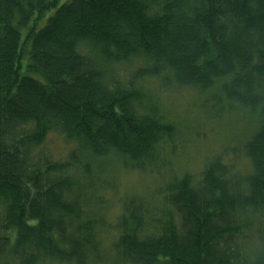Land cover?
<instances>
[{
  "label": "trees",
  "instance_id": "16d2710c",
  "mask_svg": "<svg viewBox=\"0 0 264 264\" xmlns=\"http://www.w3.org/2000/svg\"><path fill=\"white\" fill-rule=\"evenodd\" d=\"M59 3L0 0V264H264V0ZM147 81L247 112L248 169L224 154L117 206L116 175H162L185 133Z\"/></svg>",
  "mask_w": 264,
  "mask_h": 264
},
{
  "label": "rangeland",
  "instance_id": "374dc122",
  "mask_svg": "<svg viewBox=\"0 0 264 264\" xmlns=\"http://www.w3.org/2000/svg\"><path fill=\"white\" fill-rule=\"evenodd\" d=\"M70 1L72 0H60L59 5L62 6ZM54 12L51 11L46 15V18L39 23L38 29L45 26L47 19ZM24 36L25 33L23 38ZM130 70L125 68L123 73H129ZM145 87L152 99L161 104L171 120H174L180 126L181 132L185 133L177 143V155L167 162L168 169L162 170V175L157 173L119 174L122 175L121 177L116 175L118 196H115L113 202L116 201L117 206L125 195L148 193L153 187L160 186L165 177L167 179L169 173L173 171L197 176L207 162L224 154L229 160L227 162L237 164L236 170L248 169L249 162L244 158L239 162L236 161L238 155L232 151L241 146L244 136L251 135L252 129L256 127L254 119L247 112L234 114L232 117H225L226 115L218 117L217 114H212L211 109L206 105L205 99L209 96H200L189 89H172L165 92L155 81H147ZM45 148L54 153L56 159H64L70 146L66 145L61 136L53 134L49 137ZM229 149L233 154L228 151ZM233 160L236 163H232Z\"/></svg>",
  "mask_w": 264,
  "mask_h": 264
}]
</instances>
